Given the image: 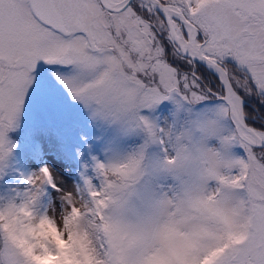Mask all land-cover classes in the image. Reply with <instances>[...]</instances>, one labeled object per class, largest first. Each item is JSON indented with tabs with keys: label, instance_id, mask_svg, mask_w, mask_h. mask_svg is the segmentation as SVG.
Wrapping results in <instances>:
<instances>
[{
	"label": "snow or ice",
	"instance_id": "1",
	"mask_svg": "<svg viewBox=\"0 0 264 264\" xmlns=\"http://www.w3.org/2000/svg\"><path fill=\"white\" fill-rule=\"evenodd\" d=\"M22 129L81 130L72 191ZM47 255L264 264V0H0V264Z\"/></svg>",
	"mask_w": 264,
	"mask_h": 264
},
{
	"label": "rangeland",
	"instance_id": "2",
	"mask_svg": "<svg viewBox=\"0 0 264 264\" xmlns=\"http://www.w3.org/2000/svg\"><path fill=\"white\" fill-rule=\"evenodd\" d=\"M80 131V129H73L61 138L53 131L36 130L26 144L25 133L22 129L17 136V147L12 157L13 164L25 173L36 171L42 165H47L51 168L58 186L72 191L81 182L79 173L83 170L82 164L90 162L88 149L79 139ZM31 145L41 147L42 152L39 156L29 155ZM59 195L57 192H50L48 196V203H51L48 209L49 214H60Z\"/></svg>",
	"mask_w": 264,
	"mask_h": 264
},
{
	"label": "clouds",
	"instance_id": "3",
	"mask_svg": "<svg viewBox=\"0 0 264 264\" xmlns=\"http://www.w3.org/2000/svg\"><path fill=\"white\" fill-rule=\"evenodd\" d=\"M77 203V206H79V202L78 201H75ZM67 210H65V214H66ZM49 219H51L58 230H60L61 232L64 230L63 229V215L62 214H59V215H56L54 213H50L49 214ZM57 259L56 256L54 255H47V256H44L39 264H53V262Z\"/></svg>",
	"mask_w": 264,
	"mask_h": 264
},
{
	"label": "trees",
	"instance_id": "4",
	"mask_svg": "<svg viewBox=\"0 0 264 264\" xmlns=\"http://www.w3.org/2000/svg\"><path fill=\"white\" fill-rule=\"evenodd\" d=\"M22 139H23V138H22ZM30 148H31V149H30V151H29L28 153H29V155L32 156V157L35 156V155H39V154H41V152H42L41 147L38 146V145H31ZM33 154H34V155H33ZM48 201H49V198H48V196H47V197H45L44 203L47 204Z\"/></svg>",
	"mask_w": 264,
	"mask_h": 264
}]
</instances>
